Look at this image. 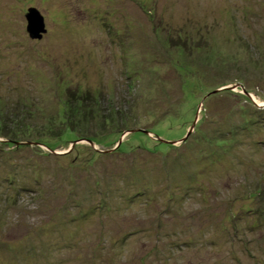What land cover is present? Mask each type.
Here are the masks:
<instances>
[{
	"label": "rangeland",
	"instance_id": "rangeland-1",
	"mask_svg": "<svg viewBox=\"0 0 264 264\" xmlns=\"http://www.w3.org/2000/svg\"><path fill=\"white\" fill-rule=\"evenodd\" d=\"M75 94L128 104L125 121L94 110L60 137ZM250 103L264 109V0H0V125L34 135L0 138V264H264Z\"/></svg>",
	"mask_w": 264,
	"mask_h": 264
},
{
	"label": "trees",
	"instance_id": "trees-1",
	"mask_svg": "<svg viewBox=\"0 0 264 264\" xmlns=\"http://www.w3.org/2000/svg\"><path fill=\"white\" fill-rule=\"evenodd\" d=\"M128 79V78H127ZM81 100L79 99V95L78 94H75L72 96V99H70L68 101V108H70L71 110L68 109V111H65L64 114H63V119L65 120V123H63L64 120H60L59 121V124L61 123L63 126H65L66 124H68V121H69V125L66 126V130H63L61 133H60V137H65L66 135H68V133H72V134H75L74 132V129L76 130L77 128L81 130V128L83 127H86V120H88V116L91 114V112H93L94 110H99L101 113L104 114V117L106 118L107 121L109 122H112L114 123L116 120H119V122H123L125 121V117L123 114H119V112L122 111V109H124V107H127L128 104H125L124 106L122 104H120V106H122L121 108L119 107V109L117 110H113V111H106L108 110V106H104L105 103L102 105V101L100 100L98 103H91L93 102L94 100L90 97H86L87 99H85V97H80ZM70 103L71 106H70ZM24 104V103H23ZM130 104V103H129ZM251 104V103H250ZM22 107V106H21ZM249 109H253L255 111H258L259 114H261L264 109H259L258 107H256L254 104H251L249 107ZM24 109L26 111H28L30 114L32 113L31 111V108L26 104V106L24 105ZM59 115V114H58ZM70 116V118H69ZM90 117V116H89ZM72 118V120H71ZM125 118V119H124ZM69 119V120H68ZM256 121V120H255ZM22 123V122H21ZM118 123V122H117ZM115 123V124H117ZM260 125H262V123L259 121ZM258 123V124H259ZM54 125V124H57L59 125L58 123L56 122H52L51 125ZM71 124V125H70ZM256 124V125H258ZM259 125V126H260ZM118 126V124H117ZM29 124H18V125H11L10 123H5L4 125H0V138H3L5 139L6 141H3L4 145H7V146H12L14 148H19L17 145H20L19 142H22V141H26V139H24V136H28V135H31L28 133V130H29ZM21 128L23 129V132L21 131ZM87 129V128H86ZM127 130H130V129H126L125 131ZM232 130H235L234 132H237L238 130L236 128H233ZM70 131V132H69ZM83 132V130L81 131ZM84 132H87V130H85ZM25 133V134H24ZM142 133V132H141ZM231 132L229 131V134ZM78 134V133H77ZM153 134V133H152ZM33 135V134H32ZM31 135V136H32ZM34 136V135H33ZM32 136V137H33ZM59 136V134H58ZM156 136V135H155ZM84 138L86 137V139H90L92 140V136H90L88 133L86 135L83 136ZM156 139L160 142H157L159 145H163L165 146V150L166 149H169V148H172V144L170 143H165L163 142L164 140L160 139L159 137L156 136ZM216 139V138H215ZM30 142H28L29 144L32 143V140H28ZM39 139H36L35 142H38ZM229 141H232V140H229ZM188 142V140L186 142H184L185 144ZM40 143V142H39ZM46 144V145H45ZM40 145H45L46 147L48 148H51V146L47 143V142H44L41 143ZM22 148H25L24 146H22ZM120 150V146L119 148L116 149V151L118 152ZM145 151H149L148 149H145ZM149 153H152V152H149ZM148 153V154H149ZM114 154V153H113ZM112 154V155H113ZM116 155V154H115ZM109 155H104L101 157L103 158H107ZM200 186V194L201 193H204V190H206V185L205 184H197ZM167 186V184H166ZM166 188V189H165ZM164 189L167 190V187L164 186ZM142 190V189H141ZM145 190V193H147V188H143V191ZM191 190V188H190ZM256 190H259V189H256ZM140 193V192H139ZM138 195V194H137ZM261 196V195H260ZM264 226V225H263ZM254 231V230H253Z\"/></svg>",
	"mask_w": 264,
	"mask_h": 264
},
{
	"label": "water",
	"instance_id": "water-1",
	"mask_svg": "<svg viewBox=\"0 0 264 264\" xmlns=\"http://www.w3.org/2000/svg\"><path fill=\"white\" fill-rule=\"evenodd\" d=\"M26 20L28 21V33L33 40H41L43 38V35L47 33L46 24L43 16L41 13L35 9L31 8L28 11V14L26 15ZM215 93V92H214ZM195 126H192L191 131L187 134V137H185L181 142H185L189 135L191 134L192 130H194ZM136 131L140 130H133L130 131V133H135ZM146 134H149V132H146ZM165 142V141H163ZM170 143L172 145H175L178 142H165ZM116 149V148H115Z\"/></svg>",
	"mask_w": 264,
	"mask_h": 264
},
{
	"label": "bare ground",
	"instance_id": "bare-ground-1",
	"mask_svg": "<svg viewBox=\"0 0 264 264\" xmlns=\"http://www.w3.org/2000/svg\"><path fill=\"white\" fill-rule=\"evenodd\" d=\"M264 106V105H263ZM254 116V115H253ZM216 117V116H215ZM234 120V119H233ZM197 130V129H196ZM203 130H205V129H203ZM202 131V130H201ZM188 166V165H187ZM250 166V165H249ZM184 169H185V167H184ZM189 169V168H188ZM190 172V171H189ZM191 173V172H190ZM173 176V175H172ZM114 178V177H113ZM163 181V180H162ZM194 183V182H193ZM238 186V185H237ZM166 187V186H165ZM169 187V186H168ZM254 187V186H253ZM180 188V187H179ZM178 190V189H177ZM133 191V190H132ZM132 191H130V192H132ZM241 191V190H240ZM171 193V192H170ZM180 193H182V192H180ZM233 193V192H232ZM154 197V196H153ZM247 197V196H246ZM180 198V197H179ZM214 199V198H213ZM230 202V201H229ZM254 203V202H253ZM262 203V202H261ZM258 205V204H257ZM249 208V207H248ZM164 209V208H163ZM233 210V209H232ZM260 210V209H259ZM263 210V209H262ZM234 211V210H233ZM239 212V211H238ZM163 213V212H162ZM241 215V214H240ZM237 217H238V215H237ZM250 218V217H249ZM248 218V219H249ZM239 224H241V223H239ZM171 230V229H170ZM150 232V231H149ZM144 233V232H143ZM261 234V233H260ZM209 236V235H208ZM211 241V240H210ZM222 241V240H221ZM223 244V243H222ZM169 245V244H168ZM216 245V244H215ZM218 250V249H217Z\"/></svg>",
	"mask_w": 264,
	"mask_h": 264
}]
</instances>
